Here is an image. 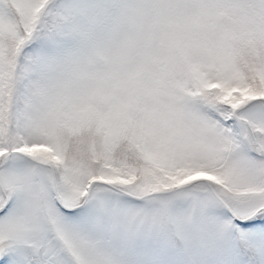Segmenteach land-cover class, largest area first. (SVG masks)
I'll return each mask as SVG.
<instances>
[{"label": "snow or ice", "instance_id": "obj_1", "mask_svg": "<svg viewBox=\"0 0 264 264\" xmlns=\"http://www.w3.org/2000/svg\"><path fill=\"white\" fill-rule=\"evenodd\" d=\"M0 264H264V0H0Z\"/></svg>", "mask_w": 264, "mask_h": 264}]
</instances>
